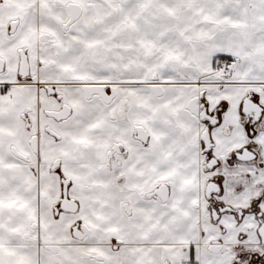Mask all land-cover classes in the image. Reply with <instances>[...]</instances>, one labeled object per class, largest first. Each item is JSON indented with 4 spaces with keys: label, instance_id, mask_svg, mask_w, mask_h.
Instances as JSON below:
<instances>
[{
    "label": "snow or ice",
    "instance_id": "1",
    "mask_svg": "<svg viewBox=\"0 0 264 264\" xmlns=\"http://www.w3.org/2000/svg\"><path fill=\"white\" fill-rule=\"evenodd\" d=\"M0 264H264V0H0Z\"/></svg>",
    "mask_w": 264,
    "mask_h": 264
}]
</instances>
